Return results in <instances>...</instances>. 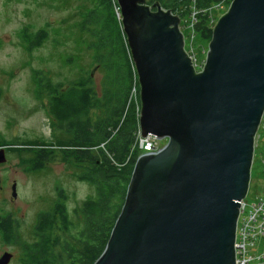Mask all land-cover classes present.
<instances>
[{
	"label": "water",
	"instance_id": "water-1",
	"mask_svg": "<svg viewBox=\"0 0 264 264\" xmlns=\"http://www.w3.org/2000/svg\"><path fill=\"white\" fill-rule=\"evenodd\" d=\"M117 3L138 77L139 135L166 142L136 159L94 264H237V222L264 117V0H231L200 70L177 13L159 1ZM12 257L5 251L0 264Z\"/></svg>",
	"mask_w": 264,
	"mask_h": 264
},
{
	"label": "trees",
	"instance_id": "trees-1",
	"mask_svg": "<svg viewBox=\"0 0 264 264\" xmlns=\"http://www.w3.org/2000/svg\"><path fill=\"white\" fill-rule=\"evenodd\" d=\"M155 1L177 13L182 26L185 14L190 15L195 7L199 12L194 30L210 41L213 18L209 8L223 0L148 3ZM93 2L82 12L77 29L86 38L92 63L103 72L100 88H96L90 71L69 85L54 81L40 70H33L32 80L34 96L49 115L55 145L73 159L75 178L91 184L95 192L70 213L69 195L57 186L52 207L37 214L33 241L23 240L17 219L2 215L0 237L6 244L21 247L20 264H94L106 248L125 202L136 159L143 152L138 146V77L118 15L119 6L117 0ZM22 37L26 47L33 50L47 41L50 33L48 28L24 30ZM44 97L47 103L42 102ZM23 149L31 153L32 171L42 170L55 154L54 148Z\"/></svg>",
	"mask_w": 264,
	"mask_h": 264
},
{
	"label": "rangeland",
	"instance_id": "rangeland-1",
	"mask_svg": "<svg viewBox=\"0 0 264 264\" xmlns=\"http://www.w3.org/2000/svg\"><path fill=\"white\" fill-rule=\"evenodd\" d=\"M226 3L212 10L213 26L228 10L230 3ZM93 5V0H0V149L5 148L7 156L0 164V217L11 214L17 219L24 241L34 240L37 214L52 207L57 186L69 195L70 213L95 192L91 184L75 178L73 159L55 145L49 115L34 96L32 80L33 70H40L54 81L69 85L90 71L96 88H100L103 72L92 63L86 38L77 29L82 12ZM183 22L185 41L193 48L196 66L200 68L209 43L190 27V15L185 14ZM40 28H48L50 37L29 50L23 31L35 32ZM42 102L47 103V98ZM258 132L259 147L254 152L247 201L256 200L264 191V162L259 159L261 151L264 154V119ZM165 142L162 140L161 144ZM29 146L54 148V156L42 170L30 169L31 153L23 149ZM5 251L13 254L9 264H20L21 247L6 244L0 237V256Z\"/></svg>",
	"mask_w": 264,
	"mask_h": 264
},
{
	"label": "built area",
	"instance_id": "built-area-1",
	"mask_svg": "<svg viewBox=\"0 0 264 264\" xmlns=\"http://www.w3.org/2000/svg\"><path fill=\"white\" fill-rule=\"evenodd\" d=\"M228 0H223L221 3L215 4L209 8L210 12L221 4L226 3ZM195 2V0H192ZM118 8L116 9V11ZM120 10V9H119ZM199 11L194 7L190 14V27L194 29V23L197 21V13ZM120 15V12H118ZM182 24V23H181ZM186 25V24H184ZM181 25V29H182ZM185 29V28H184ZM185 48L191 57L196 70L202 69L197 68L196 56L193 48L190 44L185 41ZM204 64V61H203ZM135 93V88H133ZM264 119V118H263ZM262 119V122H263ZM261 122V123H262ZM261 126V124H260ZM264 134V132H263ZM162 140L157 139L154 135H148L146 137H138V146L143 151L154 152L158 151L162 146ZM259 132H257L255 138V151L259 147ZM256 154H254L253 164L255 162ZM259 159L264 162V154L261 151ZM247 196L244 199L243 205L240 209L235 238V250L237 264H264V191L259 198L253 201H247Z\"/></svg>",
	"mask_w": 264,
	"mask_h": 264
}]
</instances>
